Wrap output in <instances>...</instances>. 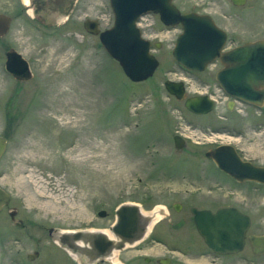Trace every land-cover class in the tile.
Masks as SVG:
<instances>
[{"label": "rangeland", "instance_id": "374dc122", "mask_svg": "<svg viewBox=\"0 0 264 264\" xmlns=\"http://www.w3.org/2000/svg\"><path fill=\"white\" fill-rule=\"evenodd\" d=\"M22 8L21 0H0V13L12 18L0 39V135L8 139L0 185L11 195L0 212V264H78L48 237L49 227L107 231L123 202L148 210L183 200L196 188L212 189L219 197L214 205H235L249 214L250 231L261 224L264 185L227 178L204 154L229 143L243 159L264 165V115L240 104L239 112L228 111L213 65L201 72L182 69L171 54L177 30L159 34L162 46L151 52L159 61L153 76L131 82L98 37L83 28L87 18L101 29L111 26L108 0H74L57 26L40 24ZM149 22L144 33L155 37L162 27L156 17ZM242 25L236 43L264 37L263 18L249 17ZM10 47L29 62V80L5 71ZM165 80L183 81L185 97L208 94L214 109L189 112L167 93ZM174 135L185 139L182 149L174 147ZM9 207L17 208L22 227L11 221ZM99 210L106 216L99 217ZM33 251L38 256L28 260ZM141 257L126 248L117 262L144 264ZM227 264L256 262L244 251Z\"/></svg>", "mask_w": 264, "mask_h": 264}, {"label": "water", "instance_id": "95a60500", "mask_svg": "<svg viewBox=\"0 0 264 264\" xmlns=\"http://www.w3.org/2000/svg\"><path fill=\"white\" fill-rule=\"evenodd\" d=\"M114 20L108 28L101 29L96 19L83 21L84 30L98 37L107 55L116 61L131 82H142L153 76L159 65L151 53L149 42L141 35L137 18L143 12L159 13L160 20L171 27L178 23L182 31L177 37L171 54L175 62L186 71H204L215 59L224 65L216 73L219 86L231 96L255 105L264 104V38L248 41L229 52H222L226 34L206 16L195 14L176 15L171 0H108ZM49 2H52L49 0ZM72 0L68 1L71 4ZM142 5L140 9H135ZM11 17L0 13V39L10 29ZM5 71L16 80L26 81L32 77L29 62L21 53L10 47L5 53ZM164 88L193 114H207L215 107L208 94L185 97L183 81L165 80ZM261 89V90H259ZM8 139L0 135V160L6 153ZM176 149H182L185 139L173 136ZM205 157L223 173L239 183L252 181L264 183V166L243 160L235 146L219 144L205 152ZM11 195L0 185V212L8 206ZM194 223L206 245L218 254H233L241 251L246 232L250 226L249 215L235 207L219 208L215 212L191 209ZM17 208L9 207L11 221L23 226L16 217ZM106 216L105 210L97 212ZM155 215L143 211L136 203L123 202L115 209V220L107 231L101 229L65 230L56 227L47 229L48 237L63 248L78 264H94L112 261L115 254L140 242L152 225ZM254 254L264 253V236L251 234L247 237ZM38 251L27 254L32 260ZM166 264V263H165Z\"/></svg>", "mask_w": 264, "mask_h": 264}, {"label": "flooded vegetation", "instance_id": "af4514ba", "mask_svg": "<svg viewBox=\"0 0 264 264\" xmlns=\"http://www.w3.org/2000/svg\"><path fill=\"white\" fill-rule=\"evenodd\" d=\"M26 1L27 2L21 0V3L23 4V8L21 10L27 14H30L31 12V14H33V18L45 26H57V23L61 20L63 21L65 17L69 15L74 3V0H72L71 4H68L69 0H51L52 2H49V0ZM171 5L176 15L195 14L199 16H206L211 19L218 28L223 30L226 34V40L222 48V52H229L233 48L248 41L264 38L256 37L248 40L245 39L244 41L240 40L241 42L238 41L237 43L235 42V40L239 38L240 29H244L242 25L243 20L249 17L264 19V0H171ZM141 6L142 5H137L135 9H140ZM151 17H156L159 21L160 27H162L155 31V33L158 34L155 37L147 36L144 33V29L152 26V23L149 22ZM226 21L228 24L225 23ZM137 26L141 31L142 37L149 42L151 52H153L152 50L160 49L162 46L161 41L158 39L160 33L170 29L177 30L173 41L174 46L177 37L182 31L180 23L174 27L165 25L161 22L159 13H155L153 11L141 13L137 18ZM241 34L243 35V33ZM210 65H213L214 67L215 84L225 99V106L228 111L239 112L241 109L236 108V104H240L245 107L255 109L258 114L264 115V104L259 106L248 103L244 100L231 96L219 86L215 77L217 71L224 67L220 59H215L212 63H210ZM223 174L226 175L227 178H231L227 174ZM256 184L264 185V183ZM203 190L210 194L212 193V189L196 188L191 191L193 193H189L183 200H174L164 205H159L156 208H149L148 210L143 209V211L155 215V219L153 220L149 230L145 233L143 239L135 245L128 246L127 248H133L139 254H142L141 259L144 264H227V258L244 253V251L247 256L249 254L252 257L256 264L260 263V261L262 263L264 261V253L254 254L247 237L251 234L264 236V220L260 225L255 226L254 231H250L252 227V219L249 214L235 205L222 203L214 205V202L217 201L219 197L217 195L214 197L212 194L204 196L200 193L203 192ZM226 207H235L240 212L249 215L250 226L246 232L245 243L241 251L233 254H218L206 245L203 238L198 233L193 219L194 214L191 209L194 208L198 211L209 210L211 212H215L219 208ZM119 253L115 254L109 264H122L117 262L119 260ZM137 256L138 255L134 257ZM134 257H132L130 261H132Z\"/></svg>", "mask_w": 264, "mask_h": 264}, {"label": "bare ground", "instance_id": "6f19581e", "mask_svg": "<svg viewBox=\"0 0 264 264\" xmlns=\"http://www.w3.org/2000/svg\"><path fill=\"white\" fill-rule=\"evenodd\" d=\"M157 217H158V216H157ZM157 217H156V218H157Z\"/></svg>", "mask_w": 264, "mask_h": 264}]
</instances>
